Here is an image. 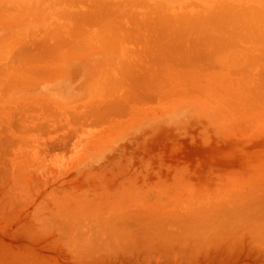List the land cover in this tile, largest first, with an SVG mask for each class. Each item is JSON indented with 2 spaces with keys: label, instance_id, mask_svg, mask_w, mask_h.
<instances>
[{
  "label": "bare ground",
  "instance_id": "1",
  "mask_svg": "<svg viewBox=\"0 0 264 264\" xmlns=\"http://www.w3.org/2000/svg\"><path fill=\"white\" fill-rule=\"evenodd\" d=\"M185 111L264 135V0H0V264H264V175L146 172Z\"/></svg>",
  "mask_w": 264,
  "mask_h": 264
},
{
  "label": "rangeland",
  "instance_id": "2",
  "mask_svg": "<svg viewBox=\"0 0 264 264\" xmlns=\"http://www.w3.org/2000/svg\"><path fill=\"white\" fill-rule=\"evenodd\" d=\"M181 114L172 127H158L166 122L156 125L157 138H152V150L147 149L152 163L146 172L164 174L168 170L199 181L214 179L215 174L224 178L264 175V135H257L255 128L243 129L254 130L248 134L226 133L233 129L215 126L218 131L214 130L211 123L208 127L200 122L197 112Z\"/></svg>",
  "mask_w": 264,
  "mask_h": 264
}]
</instances>
